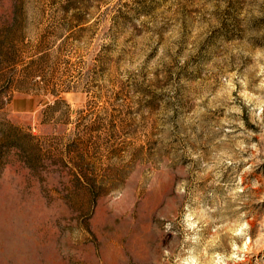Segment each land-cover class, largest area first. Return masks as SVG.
I'll return each mask as SVG.
<instances>
[{
    "label": "rangeland",
    "instance_id": "obj_1",
    "mask_svg": "<svg viewBox=\"0 0 264 264\" xmlns=\"http://www.w3.org/2000/svg\"><path fill=\"white\" fill-rule=\"evenodd\" d=\"M0 264H264V0H0Z\"/></svg>",
    "mask_w": 264,
    "mask_h": 264
}]
</instances>
